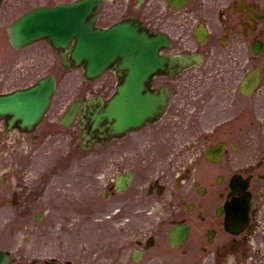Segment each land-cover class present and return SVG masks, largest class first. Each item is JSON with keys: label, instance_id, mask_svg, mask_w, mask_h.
Masks as SVG:
<instances>
[{"label": "flooded vegetation", "instance_id": "flooded-vegetation-1", "mask_svg": "<svg viewBox=\"0 0 264 264\" xmlns=\"http://www.w3.org/2000/svg\"><path fill=\"white\" fill-rule=\"evenodd\" d=\"M131 15L153 33L167 36L169 50L161 48L160 56H186L200 62L176 75L159 71L136 82L144 95L156 96L161 107L164 103L166 107L151 121L109 138L107 189L115 221H128L127 232L136 233L141 259L148 251L149 236L144 228L136 230L134 221L157 213L160 231L169 233L173 225L189 226V237L181 250L187 261L239 264L238 252L249 243V232L236 236L225 230L226 204L246 195L252 204V221L264 206V119L259 117L264 108V0H188L181 9L171 7L167 0H146L138 8L135 0H104L99 22L109 27ZM45 53L46 46L41 45L24 59H51ZM254 72L260 80L248 85L251 94L247 96L242 85ZM130 76V72L109 71L81 98L102 96L114 104L122 99L121 92L129 86L124 79ZM145 102L141 110L148 108L149 101ZM49 123L34 134L21 133L18 138L45 141L54 134V120ZM3 128L0 149L6 138ZM79 129L77 121L74 132ZM219 147L220 153L209 155L216 160H209L207 151ZM0 152L1 158L7 154ZM27 153L29 157L37 154ZM80 155L98 158L100 152ZM79 180L84 181V189L97 188L99 174L93 168L82 173ZM119 181L125 187L121 193L117 191ZM50 186L49 179L34 177L29 195L21 196V205L30 211L49 208L44 211L47 214L50 208L66 212L71 208L66 194L64 199H46ZM17 188L24 190L21 181ZM35 230L42 234L38 227ZM127 251L124 246L117 253H126L134 260L135 249L132 256ZM154 260L151 257L148 262ZM174 261V257L161 259L162 264ZM55 262L33 258L30 264ZM13 263L22 264V259H13Z\"/></svg>", "mask_w": 264, "mask_h": 264}, {"label": "rangeland", "instance_id": "rangeland-1", "mask_svg": "<svg viewBox=\"0 0 264 264\" xmlns=\"http://www.w3.org/2000/svg\"><path fill=\"white\" fill-rule=\"evenodd\" d=\"M10 1L11 0H6L1 10L0 41L3 39V36L5 38V32H3V30L5 31V28L8 26L10 20L13 19L16 15H18L22 11V10L21 11L15 10L14 12L11 11L8 6V4L11 3ZM40 1H43V0H40ZM57 1L58 0H51L52 3H55ZM67 1H70V0H67ZM28 6L29 5H24L23 7L26 8ZM6 40L7 39H5V42H4L6 44L5 47L2 45L0 46V56L3 55L5 52H7L8 49H10L8 41ZM1 60H2L3 67L7 71L11 69V71L9 72L15 71V69L17 68L16 63L19 64V63H23L22 61H27L26 59H0V62ZM41 60L46 61L47 59H41ZM48 65H52L51 71H54V69H57L58 71L57 74L59 78L62 80L64 86H65L64 80L66 82L68 80V84H71L72 83L71 79H73L74 85L72 84L71 85L74 91L83 85L82 75L80 72H78L80 73L79 74L80 76H78L77 79H76V74H77L76 72H73V74L71 73V75L68 72H65L63 70H62L63 73L61 72V69L59 66V59H51ZM44 71L45 70H43L41 74L38 73L37 77H39V75L44 74ZM34 79H36V76L34 77ZM29 81L31 80H28L27 82ZM17 82L14 83L15 85H13V83L11 84L0 83V88L2 90H10L12 87H15L18 84H21L23 81L18 82V83ZM70 143L71 142L68 137L64 139L58 138L56 140L51 139L49 141L48 148H49V151L51 152H57V153L65 152L67 150L65 148L68 147ZM12 145H13V148L14 146L16 147L15 144H12ZM22 147H26V146L22 145ZM21 154H22V151H19V157H20L19 162L21 164L27 163V160H25L24 157L22 158ZM52 156H48V157L52 158ZM48 157L38 158L32 166L26 165L25 167L19 170V174H22L25 181L29 182V180L32 178L34 174L44 173L46 170L45 168L47 166L48 168H52L54 164H51L50 161H53V160L48 159ZM15 162H16L15 159L8 158V163H13L14 165ZM86 162L89 164H87ZM95 162H92V160L90 159H85L84 160L85 166H81L82 170L86 171V170L91 169L93 166H90V165H92ZM97 164L99 165V168H101L100 170H102L103 168H106L105 167L106 158L99 159V162H97ZM77 168L79 172L80 167L78 166ZM75 172H76V168H75ZM3 175L9 176V182L7 183L6 186L3 185L4 183L1 184L0 182V193L1 191L5 190L9 194V197L7 199L8 201H6L5 203H0V244L4 248H10V250L13 253H15L18 257L20 256L28 257L29 253L32 251L31 239H30L32 237L30 235V227L34 224L33 216L32 214L31 215L28 214V211H27L28 208H25V207L23 208L18 203H17V206H18L17 207L13 203V199L10 193L12 194L13 189L11 190V188L14 185V183H16V180H15L13 173L10 171V167H4L0 170V177H2ZM74 176L76 177V174ZM80 183L82 185L84 182L80 181ZM102 190H103V185L101 184L99 187V191H100L99 197L103 196ZM67 194L69 196H72V198H75V196L79 194L78 186L76 185L74 187L68 188ZM1 198L2 197L0 195V199ZM99 203L100 204L98 205V208H97L98 209V220L96 219L90 220V218H88L87 220L84 221V225L82 227V231H84L82 243H83V247L86 248L87 251H89V249H94V248H98L100 250L106 247L118 248L122 246L124 243L128 242V240L125 239V231L121 227L115 226L113 219L109 218V215H110L109 204L102 197ZM51 219L52 221H54L53 225H56V229H55L56 232H52L51 234L57 236V238H59L58 234L62 233V230L60 229H62L64 226L68 229H70L71 227L69 222L63 221L64 219L61 213H53V216ZM152 220L154 222L158 221V219L155 217L150 218V222ZM93 221L97 225V230L94 229L95 226H93V223H94ZM257 221L258 222H256L254 226L255 233L253 234L252 240H251L252 241L251 243L253 244L252 249H251L252 251L247 253V255L249 257L251 256V252L252 254H255L258 251L257 254H259L260 258H262L261 255L264 254V208L260 212H258ZM57 224L59 228L57 227ZM63 238L64 239H62L63 240L62 242L64 243L62 242L60 243L58 239L46 240L49 246L45 247L41 243L38 246V249L43 252L45 251V249L46 251L50 250L49 253H52V254L56 252L59 253V252L66 251L67 254L69 255V258H73L77 252L76 248L78 247V243L80 241L77 237L76 231L69 230V232L64 234ZM159 239L160 240L158 241H160L161 243L160 248L164 249L163 235H160ZM133 248L134 246H132L131 249L133 250ZM249 261L253 263L251 258L249 259ZM145 262L146 261L142 262L141 264H145Z\"/></svg>", "mask_w": 264, "mask_h": 264}, {"label": "water", "instance_id": "water-1", "mask_svg": "<svg viewBox=\"0 0 264 264\" xmlns=\"http://www.w3.org/2000/svg\"><path fill=\"white\" fill-rule=\"evenodd\" d=\"M91 8L92 0H84L57 8L34 10L9 29L11 43L15 48H20L37 38H46L56 50H61L63 56L72 58L65 59L66 64L85 65L87 76L92 77L111 59H92L96 50L94 38L97 31L93 29ZM134 33V29L126 33L111 30L105 35L101 34L99 39H105L108 42L107 47L124 50L125 54L122 55H129L128 59L124 60V66L131 71H140L145 62L139 54L141 41ZM101 45L102 42L99 46ZM80 50L83 51L84 59L78 57ZM54 87L52 79L44 80L29 90L0 97V114L11 115L13 120L21 119L24 124L32 125L47 109ZM93 119L102 132L103 124L108 120V109ZM8 262L9 259L0 251V264Z\"/></svg>", "mask_w": 264, "mask_h": 264}]
</instances>
